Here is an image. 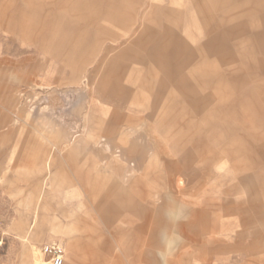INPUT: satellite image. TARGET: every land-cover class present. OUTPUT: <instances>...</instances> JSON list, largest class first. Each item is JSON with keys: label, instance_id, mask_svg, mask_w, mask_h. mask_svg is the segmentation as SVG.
I'll use <instances>...</instances> for the list:
<instances>
[{"label": "rangeland", "instance_id": "obj_1", "mask_svg": "<svg viewBox=\"0 0 264 264\" xmlns=\"http://www.w3.org/2000/svg\"><path fill=\"white\" fill-rule=\"evenodd\" d=\"M237 2L0 0V264H33L34 248L53 241L65 264H161L166 228L183 237L168 264H264V112L245 103L247 127L222 136L253 139L249 167L231 159L237 143L196 135L204 118H188L194 95L171 77L185 50L173 16L193 15L187 48L207 39L198 14L236 15ZM227 87L214 102L233 105L240 86ZM165 192L187 220L168 221ZM98 202L117 204L114 218Z\"/></svg>", "mask_w": 264, "mask_h": 264}, {"label": "crops", "instance_id": "obj_2", "mask_svg": "<svg viewBox=\"0 0 264 264\" xmlns=\"http://www.w3.org/2000/svg\"><path fill=\"white\" fill-rule=\"evenodd\" d=\"M195 6L202 8L205 12V4L199 3ZM235 6L239 9L236 15L198 14L205 25L207 39L196 46H192L187 41V48H185L187 21L192 20L193 15L173 16L172 30L183 40L182 44L185 50L183 58L172 64L171 77L174 86L188 87L190 88L189 94L194 95L193 100H189L188 103V118L194 119L197 116L204 118L200 124L206 125H197L195 128H199V131L196 135L219 136L212 138H216L220 142L237 143L238 146L234 150L235 154L231 155V159L241 161L247 158L248 166L255 167L258 155L254 145L251 144L253 140L250 138L251 134L248 139L252 140L248 143L244 137L239 139L222 138V136H239L237 131L247 127L246 121L241 120L243 111L240 112L243 110L240 107L245 103L260 107L264 112V46L261 47L259 44V38L264 39V0H238ZM217 39L225 40L223 51L215 52L213 50ZM214 61H218L220 66ZM229 84L240 86L238 92L232 93L233 105L225 106L224 96L221 98V102H214L218 92L214 90L228 88ZM207 87H212V91H207ZM229 114L237 118L236 121L229 119L227 116ZM208 121L209 124H207ZM135 131L134 127L129 128L130 134ZM61 133L58 131L59 135ZM135 142L136 140L131 141V147L125 149V153L137 149ZM217 150L216 147L210 148L204 159L205 175H208L210 168L218 161L215 158ZM224 150L220 148L221 153ZM117 157L120 158L122 155L117 154ZM113 206L111 207L113 208L112 212H109L106 205L100 206L98 202L97 208L107 221L114 218V214L118 210L117 204L113 203ZM68 247L71 260L77 262L81 247L71 241H69ZM33 264H48L42 251L40 252L37 247L34 248Z\"/></svg>", "mask_w": 264, "mask_h": 264}, {"label": "clouds", "instance_id": "obj_3", "mask_svg": "<svg viewBox=\"0 0 264 264\" xmlns=\"http://www.w3.org/2000/svg\"><path fill=\"white\" fill-rule=\"evenodd\" d=\"M165 197L168 200V207L165 210V216L173 225H177L181 220H187V206L176 201L175 197L170 192H165ZM162 248L157 249V256L160 258L161 264H168V259L176 248L183 242V237L179 232L167 228L162 230L160 234Z\"/></svg>", "mask_w": 264, "mask_h": 264}, {"label": "built area", "instance_id": "obj_4", "mask_svg": "<svg viewBox=\"0 0 264 264\" xmlns=\"http://www.w3.org/2000/svg\"><path fill=\"white\" fill-rule=\"evenodd\" d=\"M41 251L48 264H65L66 250L62 243L58 241L45 243L42 245Z\"/></svg>", "mask_w": 264, "mask_h": 264}]
</instances>
